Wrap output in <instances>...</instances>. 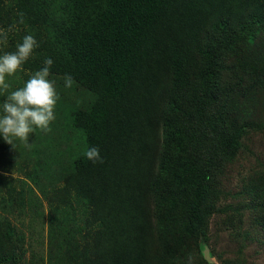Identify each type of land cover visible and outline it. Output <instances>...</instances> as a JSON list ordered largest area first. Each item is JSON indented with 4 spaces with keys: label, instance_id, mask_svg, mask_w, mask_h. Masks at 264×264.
I'll return each mask as SVG.
<instances>
[{
    "label": "trees",
    "instance_id": "obj_1",
    "mask_svg": "<svg viewBox=\"0 0 264 264\" xmlns=\"http://www.w3.org/2000/svg\"><path fill=\"white\" fill-rule=\"evenodd\" d=\"M14 22L0 55L28 34L39 47L9 92L48 57L59 99L50 132L0 135V264H247L243 250L264 246V165L234 191L225 181L264 131V0H0V28ZM27 206L46 262L12 222ZM223 209L215 228L242 241L208 263Z\"/></svg>",
    "mask_w": 264,
    "mask_h": 264
},
{
    "label": "clouds",
    "instance_id": "obj_2",
    "mask_svg": "<svg viewBox=\"0 0 264 264\" xmlns=\"http://www.w3.org/2000/svg\"><path fill=\"white\" fill-rule=\"evenodd\" d=\"M18 15V22L23 24L24 13ZM14 27L15 22L8 29L0 28V46H7L8 35ZM38 47L36 38L28 34L16 45L15 51L0 55V94H7L0 105V135L13 146L16 139L28 145L29 136L36 129L43 133L50 132V125L56 119L55 108L59 96L55 81L49 79L50 68L54 63L51 58L46 57L43 67L35 71L22 87L9 92L11 85L6 78L22 71L23 65ZM63 79L66 88L73 86L74 80L70 74H66ZM84 156L93 163L103 162L97 147L88 148ZM188 264H192L191 257Z\"/></svg>",
    "mask_w": 264,
    "mask_h": 264
},
{
    "label": "rangeland",
    "instance_id": "obj_3",
    "mask_svg": "<svg viewBox=\"0 0 264 264\" xmlns=\"http://www.w3.org/2000/svg\"><path fill=\"white\" fill-rule=\"evenodd\" d=\"M262 105L264 106V99L262 101ZM243 144L244 147L240 153V157L238 161L233 165L232 170L229 172V179L225 181L226 188L234 191L241 185V178L245 176L247 173L255 171L257 167L262 163L264 165V131L263 133H252L250 134ZM11 175L15 177H20L21 173L17 171H11ZM20 191V188H18ZM239 190V189H238ZM27 191V189H25ZM30 197L28 192L25 193L24 198L27 201V198ZM234 201L231 198H227L223 203V207L226 205H233ZM222 207V208H223ZM46 210V202L43 203L41 211L45 214ZM18 212V211H16ZM228 212V216L232 215L231 210H222L218 215H214L212 217L211 226L209 231L212 236L216 239L215 241L210 242L209 245H206L209 255L211 256V260L216 263L217 256L211 255V249H215V253L222 254V257H230L235 254V249L239 247L242 239L235 236V234L229 228H221L217 230L213 223L223 224L226 219ZM16 214V213H14ZM34 216L28 206L25 207L23 213L19 217L12 216V222L18 226V228L22 229L26 236V248H27V258L30 256V253H40L43 258H45L48 254L47 241L48 237L46 235V229L43 228V225L37 220L32 218ZM45 219V217H44ZM83 220V219H82ZM44 221V220H43ZM233 222V221H232ZM249 219L247 215L244 217L243 226L247 227L249 224ZM223 227V225H221ZM31 236V238H30ZM255 247H246L243 250V257L246 260L247 264H264V246L258 247L256 244ZM257 248V249H255ZM257 251V252H256Z\"/></svg>",
    "mask_w": 264,
    "mask_h": 264
},
{
    "label": "water",
    "instance_id": "obj_4",
    "mask_svg": "<svg viewBox=\"0 0 264 264\" xmlns=\"http://www.w3.org/2000/svg\"><path fill=\"white\" fill-rule=\"evenodd\" d=\"M205 247H206V246H205ZM202 253H203V256H204L205 260H206L208 263H214V262L210 259L211 256L209 255L207 248H204L203 251H202Z\"/></svg>",
    "mask_w": 264,
    "mask_h": 264
}]
</instances>
